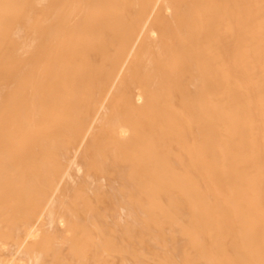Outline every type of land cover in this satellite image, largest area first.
<instances>
[{"label":"bare ground","instance_id":"1","mask_svg":"<svg viewBox=\"0 0 264 264\" xmlns=\"http://www.w3.org/2000/svg\"><path fill=\"white\" fill-rule=\"evenodd\" d=\"M0 264H264V0H0Z\"/></svg>","mask_w":264,"mask_h":264},{"label":"rangeland","instance_id":"2","mask_svg":"<svg viewBox=\"0 0 264 264\" xmlns=\"http://www.w3.org/2000/svg\"><path fill=\"white\" fill-rule=\"evenodd\" d=\"M186 5H188V4H186ZM186 5L184 6L185 8H187ZM163 13L166 16L171 17V11L169 9H164ZM79 17H80V14L73 15L71 18V22H75ZM148 36H149V41L151 42V45H152V49L157 50V48H158V45H157L158 44V36H157V34L153 33L152 31H148ZM148 57H149V52H144L142 60H143L144 64L146 63L149 66H151V64L148 62V59H149ZM80 173H81V171H78L77 174H80ZM76 177H77V175H76ZM71 180L74 181L73 179H71ZM97 181L101 182L102 179H99ZM95 183L96 182H93V184H95Z\"/></svg>","mask_w":264,"mask_h":264}]
</instances>
